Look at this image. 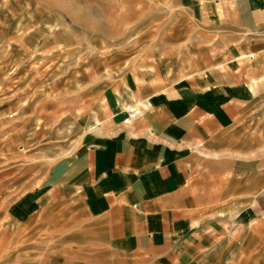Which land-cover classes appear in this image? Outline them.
<instances>
[{"label": "crops", "instance_id": "crops-1", "mask_svg": "<svg viewBox=\"0 0 264 264\" xmlns=\"http://www.w3.org/2000/svg\"><path fill=\"white\" fill-rule=\"evenodd\" d=\"M203 2L221 63L183 79L132 70L139 103L81 117L78 146L35 190L78 207L122 263L264 264V0Z\"/></svg>", "mask_w": 264, "mask_h": 264}, {"label": "rangeland", "instance_id": "rangeland-1", "mask_svg": "<svg viewBox=\"0 0 264 264\" xmlns=\"http://www.w3.org/2000/svg\"><path fill=\"white\" fill-rule=\"evenodd\" d=\"M203 4L0 0V264H126L88 236L78 207L53 206L51 193L35 190L78 146L81 117L139 103L127 86L132 70L183 79L221 63L222 25Z\"/></svg>", "mask_w": 264, "mask_h": 264}]
</instances>
